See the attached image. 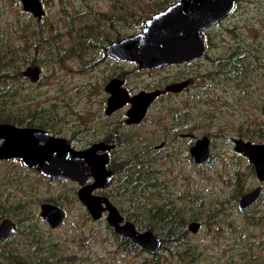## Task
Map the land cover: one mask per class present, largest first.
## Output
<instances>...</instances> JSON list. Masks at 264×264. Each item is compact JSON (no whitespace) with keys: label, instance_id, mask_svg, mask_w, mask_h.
<instances>
[{"label":"rangeland","instance_id":"obj_1","mask_svg":"<svg viewBox=\"0 0 264 264\" xmlns=\"http://www.w3.org/2000/svg\"><path fill=\"white\" fill-rule=\"evenodd\" d=\"M40 1L36 18L21 0H0V124L45 130L76 150L114 139L116 181L94 193L163 244L153 255L133 245L106 214L90 217L77 182L15 159L0 161V220L16 225L0 264H264V181L234 150L238 139L264 141V0H237L204 32L200 59L154 70L107 56L105 46L141 33L178 0ZM27 67L35 80L23 75ZM112 79L129 96L162 91L140 124L123 122L130 104L107 115ZM204 137L210 159L197 164L191 148ZM256 188L257 201L241 210L240 198ZM43 204L63 211L58 228L40 216Z\"/></svg>","mask_w":264,"mask_h":264},{"label":"water","instance_id":"obj_2","mask_svg":"<svg viewBox=\"0 0 264 264\" xmlns=\"http://www.w3.org/2000/svg\"><path fill=\"white\" fill-rule=\"evenodd\" d=\"M237 0H178L164 10L144 21L141 33L123 37L105 46V55L118 61L136 63L139 69H161L171 64L188 63L200 59L205 51L204 32L220 23L235 8ZM22 9L36 18L44 15L40 0H21ZM36 68L27 67L23 75L36 79ZM123 82L112 79L106 86L110 93L107 113H112L127 104V124L139 123L149 106L161 93L139 92L129 96ZM186 82L172 84L167 91H179ZM234 150L242 154L254 166L259 181H264V141L252 143L238 139ZM102 142L94 143L86 149L76 150L60 137L49 135L37 128H18L0 124V160L18 159L24 166L40 175L61 179L67 178L80 186L78 198L90 217L97 221L106 214L108 226L120 237L133 245L144 248L153 255L160 249L161 240L151 231L138 232L129 221H124L118 209L106 198L94 192L108 188L112 173L106 170L107 156L98 151H107ZM192 161L206 163L210 159L208 139L198 140L191 148ZM88 181H90L88 183ZM261 189L256 188L243 195L239 208L244 210L254 204ZM40 216L51 230L58 228L64 213L52 204H43ZM195 224H192V227ZM16 232L15 223L6 219L0 223V244Z\"/></svg>","mask_w":264,"mask_h":264},{"label":"flooded vegetation","instance_id":"obj_3","mask_svg":"<svg viewBox=\"0 0 264 264\" xmlns=\"http://www.w3.org/2000/svg\"><path fill=\"white\" fill-rule=\"evenodd\" d=\"M122 88H123V84H122ZM160 92H162V91H160ZM170 93V92H169ZM108 94H109V96H110V93L108 92ZM161 94V93H160ZM159 94V95H160ZM158 95V96H159ZM162 95V94H161ZM160 95V96H161ZM158 96L156 97V99L158 98ZM155 99V100H156ZM154 100V101H155ZM153 101V102H154ZM152 102V103H153ZM151 106V105H150ZM123 108V107H122ZM119 110H121V108L120 109H118V110H116V111H114V112H112V113H107V115L108 116H110L111 114H114V113H116L117 111H119ZM107 111V110H106ZM128 112V111H127ZM147 112V111H146ZM127 114V113H126ZM146 114V113H145ZM145 116V115H144ZM144 118V117H143ZM127 119L128 118H125V120H124V118H123V122L124 123H126V125H128V126H131V125H138V124H140L141 123V121L139 122V123H137V124H127ZM45 131V130H44ZM47 132V131H46ZM47 133H49V132H47ZM49 135H51L50 133H49ZM51 136H54V135H51ZM55 137H58V136H55ZM60 138H62V137H60ZM64 139V138H63ZM66 140V139H65ZM67 141V140H66ZM99 142H102V143H104V145H106L107 147H111V149L110 150H107V151H98L97 152V154L98 155H106L107 156V166H106V170H109V171H111V173H112V182H111V184H110V186L108 187V188H106V189H104V190H101V191H106V190H109L110 189V187L113 185V183L116 181V173H115V170H111V168H110V166H111V164H112V159H111V155H113V152H115V150L119 147L118 146V144L116 143V142H114V139H113V141H109V140H105V139H103V140H100ZM113 142V143H112ZM67 143H69L68 141H67ZM121 144V143H120ZM71 145V144H70ZM92 145V144H91ZM163 146H164V144H160L159 146H157L154 150H160V149H162L163 148ZM9 160H15V159H9ZM0 161H8V160H0ZM28 168V167H27ZM32 170V169H31ZM35 171V170H34ZM52 179V178H51ZM61 179H64V178H61ZM65 179H67V178H65ZM88 183H89V181H88ZM123 183H125V182H123ZM3 218V217H2ZM6 219H8V218H3V219H1L0 220V223L2 222V221H4V220H6ZM124 219V218H123ZM124 221H127L126 219H124ZM132 223V222H131ZM133 224V223H132ZM134 225V224H133ZM16 226V225H15ZM194 226H196V228L198 227L196 224L194 225ZM134 227H135V225H134ZM196 228L195 227H192L191 226V230L192 231H195L196 230ZM135 229H136V227H135ZM136 231H138L137 229H136ZM139 232V231H138ZM157 236V235H156ZM11 237V236H10ZM10 237H8V238H6L1 244H0V252H1V250L3 249V244L4 243H6L7 242V240L10 238ZM158 237V236H157ZM160 240H161V245L163 244V241H162V239L163 238H160V237H158ZM161 245H160V248H161ZM160 250V249H159Z\"/></svg>","mask_w":264,"mask_h":264}]
</instances>
